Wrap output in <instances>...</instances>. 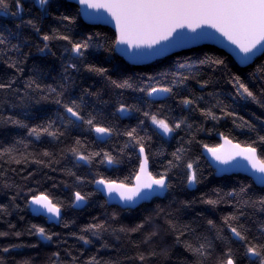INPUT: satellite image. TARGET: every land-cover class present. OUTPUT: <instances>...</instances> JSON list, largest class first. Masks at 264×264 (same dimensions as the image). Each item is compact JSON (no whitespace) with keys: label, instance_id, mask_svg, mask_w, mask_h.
I'll use <instances>...</instances> for the list:
<instances>
[{"label":"snow or ice","instance_id":"obj_1","mask_svg":"<svg viewBox=\"0 0 264 264\" xmlns=\"http://www.w3.org/2000/svg\"><path fill=\"white\" fill-rule=\"evenodd\" d=\"M26 2L28 0H0V15L19 21L14 28L0 26V62L15 73L0 76V130L14 127L26 131L24 137H13L11 144L0 145V189L14 193L8 197L9 203H0V220L8 228V231H0V237L19 238L23 234L7 219L20 211L18 198L26 197V208L33 216L44 217L45 224L68 229L75 220H66L65 213L86 207L97 194L105 197V204L115 203L130 210L165 197L178 185L194 188L201 184L204 172L201 164L206 162L210 167L214 164L219 173L239 168L251 176L250 183L237 181L238 187L229 191L214 188L211 195L202 193L197 198L210 211L220 204H229L233 209L220 217V226L213 219H207L203 212L197 213L199 219H206L207 230L212 235L198 233L190 223L180 224L174 212L160 205L154 209L155 216L149 215L133 226L114 227L120 217L112 212L105 214V219L93 217V222L67 236L38 223H30L24 231L44 244L55 241L58 250L49 255V264H147L151 260L168 264L172 248L177 245L192 257L191 261L184 260L180 264H264V220L250 215H264V194L250 195L254 185L264 193V118L253 114L252 119H246L219 99L220 93L215 91L208 92L206 100L205 89L214 88L218 80L203 71L204 68L213 74L220 71L232 87L229 96L234 101L251 102L264 108V60L256 63L264 56V0H74L77 5L74 12L61 11L66 0H30L38 12L25 19ZM28 11L31 12V8ZM81 17L92 26L111 24L113 35L84 29L77 35L75 29ZM47 20L55 21L60 27L48 25L45 29ZM24 28L31 30L30 36L24 34ZM200 41L221 44L233 59H227L228 54L218 56L204 52L195 60L191 57L183 61L177 59L172 72L136 78L124 75L119 79H113L109 68L104 66V63H112L118 53L131 61L142 62ZM33 47L40 56L60 61V80L55 84L41 83L35 75L22 79L32 56L30 50L24 49ZM101 51L105 53L104 63L94 59ZM249 68L250 71L246 70ZM29 70L40 72L35 63ZM82 73L103 78L106 87L116 93L114 100H103L100 90H91L92 85L82 87L75 98L69 95L76 77ZM190 81L196 83L199 94L190 87ZM127 92L135 94L131 103L125 96ZM176 97H179L181 114H173L164 104L154 108L158 101ZM86 98H95L101 106L112 103L114 111L106 114L103 107L89 105ZM50 104L56 106L52 115L37 108ZM184 110L198 113L203 119L199 123L190 122V116L182 114ZM134 115L135 125L123 128L110 118ZM209 121L213 126L206 128ZM222 121H230L231 128L221 131ZM73 132L79 134L73 135ZM237 132L246 138L239 141L234 135ZM85 133L93 136L92 142ZM201 133L209 137L215 134L221 142L210 146L198 139ZM153 136L165 142L176 141L177 147L168 153L170 158L164 163H157V159L167 150L162 146L153 150ZM44 138L64 147L43 148L39 152L28 150L33 141L40 142ZM69 139L71 143H65ZM114 139H122V143L112 144L111 151L91 150L95 143L108 144ZM196 149H200L199 154ZM69 157L74 162L73 167H64L62 172L72 179V184L65 181L53 184V187L64 185L72 189L70 199L64 201L53 197L48 190H41V182L36 180L37 171L27 169L35 165L40 171L48 169L55 173L61 161ZM133 157L136 167L130 178L113 179L98 170L100 167L118 169L125 161L132 162ZM94 163L97 170H92ZM80 165L89 169L86 175H78L73 170ZM25 172L27 174L23 175ZM10 174L25 182L34 181L35 185L18 184L10 179ZM84 185L93 186L94 191H83ZM179 203L181 209L188 210L193 208L196 199ZM157 218H164L166 230L173 236L171 246L155 242L160 238V228L155 224ZM249 219L257 225L255 229L242 222ZM146 225H151L152 230L145 232L140 241L132 240V234L142 232ZM106 235L114 238V242H120L123 237L135 249L134 253L123 260H105L96 254L85 256L76 245L68 244L69 239H75L86 248L99 241L102 249H108L113 245L105 240ZM124 246L122 243L116 250ZM23 247L38 245L0 247V264H7L5 256ZM16 264H31V261L23 259Z\"/></svg>","mask_w":264,"mask_h":264},{"label":"trees","instance_id":"obj_2","mask_svg":"<svg viewBox=\"0 0 264 264\" xmlns=\"http://www.w3.org/2000/svg\"><path fill=\"white\" fill-rule=\"evenodd\" d=\"M77 5L70 3L66 0L65 8H62L61 11L67 10L70 12H74ZM31 8V12L28 11V9ZM38 12V9L33 7L30 0L25 3V13L24 18L28 19L30 16H35ZM19 23L18 20H14L11 17H3L0 15V26L6 25L9 28H14L15 24ZM48 25H51L52 27H60L55 21L53 20H47L45 21L44 27L47 29ZM81 29H84L85 31L92 32H101L109 37H111L114 33V30L102 25H96L92 26L91 24L86 23L83 18L81 17L80 20L77 23V27L75 29L76 34L79 35L81 33ZM63 30V29H61ZM25 35H31V30L28 28L23 29ZM14 43L16 41H13ZM31 51L32 56L30 57L28 64L25 68V73L22 79H27L30 75H35L39 82L46 83V84H55L57 81L60 80V73H61V67H60V61L53 57H42L38 53H36L35 48H25L24 51ZM54 51H57L56 47H53ZM207 52L210 54L218 55V56H226L228 54L226 51L212 45H202L198 47H193L187 50H183L174 54H171L169 56H166L164 58L155 60L149 64L145 65H133L130 64L127 60H125L121 55L116 54L113 58L112 63H104V52H99L94 57L96 62L98 63H104L105 67L109 68V75L112 76L113 79H119L121 76H132L133 78L143 76L145 74L147 75H156L159 72L168 71L172 72L175 71V61L177 59H181L183 61V58L185 57H191L193 60L197 56H201L202 53ZM57 56H59V51H57ZM227 59L231 60L233 59L230 54L226 56ZM262 60H264V56L259 57L256 60V63H260ZM37 64L40 68L39 73H33L29 69L32 67L33 64ZM113 65H116L114 67ZM231 67V65H229ZM246 70H251L246 69ZM203 71L207 72L208 75H214L215 78L218 80V83L213 88L212 86H209L204 91V95L206 100L209 98L207 97L208 92H218L220 93L219 99H221L225 104L231 106L232 108H235L237 111H239L240 115L244 116L246 119H252L253 114L255 116H259L261 118H264V108L259 107L258 105L251 103V102H244L239 101L236 102L232 98H230L229 93H232V87L229 83L226 82V78L221 75L220 71H217L215 74H213L210 69L204 68ZM233 71L235 69L233 68ZM14 70L7 68V66L0 62V76H9L13 75ZM206 78V77H205ZM89 85H92V91L100 90L102 93V99L103 100H109L112 101L115 98V92H113L111 89L107 88L104 84V80L101 77L94 76L92 74L88 73H82L78 77H76L75 84L69 89V95H71L73 98L77 97L80 94L81 88L89 87ZM190 87L196 90V92L199 94L200 89L196 85L194 81H190ZM135 95L134 93L127 92L125 93V96L128 98V101L131 103V97ZM179 97L176 98H169L167 100H160L157 102V104L154 105L155 107H158L160 104H164L171 108L173 110V114H181V108L178 106ZM89 105H94L98 109L103 107V111L106 114H110L114 111V107L112 103H110L107 106H101L98 101L95 100V98H86ZM211 103H215V100H211ZM204 104H201V107H204ZM38 109L43 108L46 110L47 115H52L55 110V105H44V106H37ZM183 115L190 116V122L199 123L203 118L199 116V114H190L187 110H184ZM111 119L115 120L121 128H123L126 125H135L136 123V116H132L131 118H123L120 119L119 117H111ZM38 121H30V123H35ZM213 126V122L209 121L205 127L211 128ZM220 130L226 131L228 128H231V122L230 121H222L220 124ZM79 133L73 132V135H78ZM142 134V133H141ZM183 135V133H180ZM26 135L25 130L16 129L14 127H8L7 129L0 130V145H8L13 142V137H24ZM85 136H87V139L92 142L93 136L85 133ZM234 135L237 137L239 141H243L246 137L245 135H242L240 133H234ZM198 139L203 140L205 143H208L210 146H213L215 144L220 143V140L218 137L213 134L211 137L201 133ZM65 143H71V140L65 141ZM122 143L121 140H112L108 144H100L95 143L94 147H91V150H99L100 148H104L106 150L111 151V145L117 144L119 145ZM161 146L166 149V153L163 157H159L157 159V163H164L167 159L170 158L168 153L172 152L175 147H177L176 141H161L158 137L153 136V150H159ZM64 147V144L54 145L50 143L48 138H44L40 142L33 141L29 146V151L39 152L43 148H61ZM200 149H196V154H199ZM73 161L71 158H67L63 161H61V164L57 167V171L55 173L49 171L48 169H43L42 171L38 170L35 165L30 166L27 171H37L36 180H39L41 182V190H48L52 193L53 197L59 198L64 201H68L70 199L71 195V188L66 189L64 185H59L58 187H53L54 183H58L59 181H65L68 185L72 184V179L66 177L62 169L64 167H73ZM13 167H16L13 165ZM136 167L135 157H133L132 162L125 161L118 169H108L105 170L103 167H100L98 170L101 171L105 176L111 177L113 179H119L123 180L126 177H131L134 169ZM201 167L204 169L203 172V180L202 183L197 185L194 188H187L182 185H178L173 190H171L170 193L166 194L164 198L154 199L150 203H143L136 207L135 209H122L116 205H109L105 204V198L102 195L97 194L92 198L90 203L81 209H69L65 213V219L66 220H75V224L72 225L68 229H64L62 225H51V224H45V218L44 217H35L31 214V212L26 208V205L24 203V200L26 197L18 198L17 203L20 205V211L17 213H13L11 217H8L7 219L11 223L16 224L17 231H22L23 234L21 237L16 238L13 236L9 237H0V247L7 246L9 244H21V245H38V247L32 248V247H23L16 249L14 251H11L7 256H5V259L7 260V264H16L17 261H21L23 259H30L31 264H49L48 257L49 255L57 251L56 243L55 241L51 244H44L41 243L37 237L30 236L27 234V232L24 231L30 223H38L45 225L48 227L51 231L60 232L62 236H67L70 232H78L79 228L82 227L85 224H88L90 222H93V217H100L101 219H105V214L110 215L112 212H117L119 214L120 219L115 222L113 225L114 227H119L121 224L127 225V226H133L138 223H142L145 219V217L151 215L155 216L154 209H156L157 205H160L162 207H166L169 211L174 212L175 219L179 221L180 224L184 223H190L192 224V227L197 229V232H204L208 235H212V233L208 232L206 227V219H199L197 217V213L203 212L205 217L207 219H213L218 226L221 225L220 217L222 215H225L229 212H231L233 209L229 204H220L217 206V209L214 211H210L208 206L203 205L199 202L197 199L200 197L202 193H208L211 195V190L214 188H221L223 191H229L232 187H238L237 181H244L247 183L251 182V178L241 175V174H231V175H223V176H217L215 170L210 167L206 162H202ZM74 171H77L78 175L84 174L86 175L89 172V169L87 167H84L82 165L76 166L73 168ZM97 170V166L94 163L93 169ZM155 171V169H153ZM27 173H23V175H26ZM51 176L52 179L48 180L47 177ZM10 179H15L16 183L18 184H27L29 187H33L35 185L34 181H23L19 176L12 177L10 174ZM83 191H94L93 186L91 185H84ZM25 192H27V188L24 189ZM6 193V194H5ZM14 193L11 190H3L0 189V203L7 204L9 203L8 197L13 195ZM255 194H264L262 193V190L255 185L253 186V189L250 192V195ZM214 198V197H213ZM196 199V203L194 204L192 209L184 210L180 208V201L183 200H193ZM173 200L176 201V203H171ZM103 205V207H101ZM256 220H264V215L261 214H252ZM23 217L24 219L21 220L20 217ZM171 218V217H169ZM246 222L250 227L253 229L256 228V224L252 223V220L249 219ZM155 224L159 226L160 228V238L155 241L156 243L171 246L173 244V236L169 234L166 230V225L164 223V218H157L155 219ZM152 226L146 225L145 229L142 230L140 233H134L132 234L131 239L134 241H140L143 238V235L145 232L151 231ZM0 231H8L7 225L0 220ZM105 240L108 241L110 245H113V247H110L108 249H102L99 241H94V243L90 246H87L86 248L75 239H69L68 244L69 245H76V248L80 249L85 253V256L96 254L98 257H102L103 259L107 260L109 258L112 259H120L123 260L125 256L131 255L134 253L135 249H133L130 245L127 244V242L122 237V240L120 242H114V238L106 235ZM187 238V237H186ZM124 244V248L120 251H117L116 249L121 248V244ZM97 249H100L99 252H97ZM146 250V249H142ZM63 256V252L61 253ZM192 257L189 253H187L182 246L177 245L176 247L172 248V257L171 260L168 262V264H180L181 261L188 260L191 261ZM135 264V262H133ZM147 264H162L160 261L151 260L148 261Z\"/></svg>","mask_w":264,"mask_h":264},{"label":"water","instance_id":"obj_3","mask_svg":"<svg viewBox=\"0 0 264 264\" xmlns=\"http://www.w3.org/2000/svg\"><path fill=\"white\" fill-rule=\"evenodd\" d=\"M67 1L70 2V3L75 4L74 0H67ZM75 5H76V4H75ZM82 18H83V17H82ZM83 20H84V19H83ZM84 21H85L86 23L90 24V22H88V21H86V20H84ZM100 25H102V26H107V27H109V28H111V29L114 30V28H113V26H112L111 24H108V25L100 24ZM225 43H227V42L225 41ZM202 45H212V46H216V47H218V48H220V49H222V50H224V51H226V52L228 53V49H227V48L223 47L221 44H219V43H217V42H215V41H200V42H195V43L189 44L187 47H184V48L172 49L171 51H169V53H167V54L164 55V56L154 57V58H152V59L145 60V61H142V62H134V61L129 60L127 56L121 55V54H119V53H118V54L121 55V56H122L125 60H127L130 64H133V65H145V64H149V63H151V62H153V61H155V60H158V59L164 58V57H166V56H169V55H171V54H174V53H177V52H180V51H183V50H187V49H190V48H193V47L202 46ZM231 57H232V56H231ZM232 58H233V57H232ZM220 142H221V141H220ZM209 159H210V158H209ZM241 163H243V162H241ZM212 168L215 170L217 176L231 175V174H241V175H244V176H247V177L251 178V176H250L248 173H246V172L240 170L239 168L233 169V170H231V171H229V172H226V173H219V172H217V169H216V167L214 166V164H213ZM102 196H103V195H102ZM103 197H104V196H103ZM104 198H105V197H104ZM163 198H164V197H163ZM150 202H151V201H150ZM150 202H147V203H150ZM141 204H143V203H141ZM141 204H139V205H141ZM109 205H116V206L120 207L119 205H117V204H115V203H109ZM139 205L133 207L132 209H135V208L138 207ZM120 208H121V207H120ZM122 209H123V208H122Z\"/></svg>","mask_w":264,"mask_h":264}]
</instances>
